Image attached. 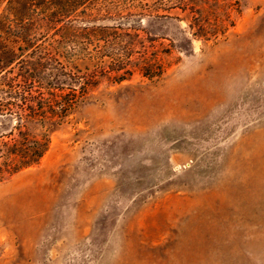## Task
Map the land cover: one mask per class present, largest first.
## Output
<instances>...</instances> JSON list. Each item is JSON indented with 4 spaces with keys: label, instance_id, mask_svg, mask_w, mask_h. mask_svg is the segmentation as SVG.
<instances>
[{
    "label": "rangeland",
    "instance_id": "rangeland-1",
    "mask_svg": "<svg viewBox=\"0 0 264 264\" xmlns=\"http://www.w3.org/2000/svg\"><path fill=\"white\" fill-rule=\"evenodd\" d=\"M91 3L160 67L101 78L0 180V264H264V0Z\"/></svg>",
    "mask_w": 264,
    "mask_h": 264
},
{
    "label": "trees",
    "instance_id": "trees-1",
    "mask_svg": "<svg viewBox=\"0 0 264 264\" xmlns=\"http://www.w3.org/2000/svg\"><path fill=\"white\" fill-rule=\"evenodd\" d=\"M93 3L6 0L0 19V180L40 163L50 128L61 125L101 78L120 82L135 68L153 76L160 67L138 29L94 24L104 14ZM188 27L195 35L208 22L194 12ZM138 44L143 52L132 57Z\"/></svg>",
    "mask_w": 264,
    "mask_h": 264
}]
</instances>
